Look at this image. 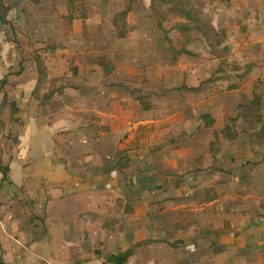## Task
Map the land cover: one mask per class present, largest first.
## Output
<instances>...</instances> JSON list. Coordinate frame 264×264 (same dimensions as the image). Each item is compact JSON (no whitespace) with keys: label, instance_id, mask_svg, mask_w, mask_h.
Listing matches in <instances>:
<instances>
[{"label":"rangeland","instance_id":"374dc122","mask_svg":"<svg viewBox=\"0 0 264 264\" xmlns=\"http://www.w3.org/2000/svg\"><path fill=\"white\" fill-rule=\"evenodd\" d=\"M183 1L197 19L192 39L176 28L184 20L163 0H0L3 166L21 152L14 143L20 127L9 121L14 105L40 131L56 122L57 143L65 137L86 143L68 164L74 171L86 168L74 185L107 195L108 218L98 221H163L168 213L170 221H194L183 238L197 234L170 247L171 264H264V143L258 132L264 129V4ZM255 91L263 95L260 118L251 103ZM63 119L69 130L57 133ZM229 127L236 134L228 139ZM24 131V145L31 146L26 152L41 153L32 144L35 128ZM122 150L129 151V165L115 169ZM21 164L31 172L49 166ZM13 186L9 181L0 201L12 193L18 200ZM24 196L9 207H33ZM126 202L132 210L125 213ZM2 205L8 204L0 203V221ZM93 214L86 220H95ZM91 243L75 245L70 235L51 259L106 264ZM166 249L158 245L154 253Z\"/></svg>","mask_w":264,"mask_h":264},{"label":"crops","instance_id":"0c3cea01","mask_svg":"<svg viewBox=\"0 0 264 264\" xmlns=\"http://www.w3.org/2000/svg\"><path fill=\"white\" fill-rule=\"evenodd\" d=\"M252 1L258 2L259 5H261L260 3L264 4V0ZM1 57L0 54V62L2 63ZM9 66H13V63ZM10 77H8V81ZM3 80L7 82L6 78ZM0 94L3 98L5 92L0 91ZM20 107L22 108L23 105H20ZM20 119L23 121V126L19 128L18 134L20 137L18 138L20 140L18 145H20L21 152L13 158L15 162L9 159L8 166L10 170L7 180H3L4 176L0 171V197L4 195V188L9 185L10 181L14 184L13 188L17 190L15 193L19 196L18 200L22 195H25L23 199L28 198L27 202L34 203L33 207H9L12 202L18 203V200L11 199L14 196L13 193L2 199L3 204H8L7 208L4 205L1 207L5 211L1 212L3 220L0 221V258L4 260V264H58L51 257L60 247L70 241V235L75 237V245L84 243L87 238L88 241L92 242L91 245L96 242L94 252L98 253L101 258L105 256L107 262L109 257L134 248L133 256L129 258L127 264H171L169 260L170 252L177 240L179 242L181 240L190 241L196 237L197 234L188 240L183 238L193 228L191 224L194 221H188V223L187 221H170L168 213L163 221H123L122 223L120 221H98L108 218L105 217L106 213L110 211V209H107V195L101 194L99 189L82 190L78 185H74L72 182L73 177L79 175L84 178L86 168L83 166L80 170L74 171L73 166L68 164V162L71 163V158L78 156L86 143L81 142V144L75 145L71 140L72 137H65L61 143L60 141L57 143L53 137L55 133H52L56 122H53L52 129L48 127V129L40 131L36 125L24 122L21 117ZM68 125L67 119H63L56 127L57 133L69 130ZM31 126L35 128L33 133L35 139L33 142L30 137V141L33 142V145H38L41 150L39 154L27 153L26 151L31 146H27L28 144L25 146L22 140L25 135L24 130ZM40 135H43V137ZM59 143V150H57ZM95 148L94 146L93 154L101 156L100 149L96 151ZM62 153L68 155L67 164L62 159L64 157ZM0 155H3L2 160L5 159L4 154H1V150ZM105 158H111V154H108ZM25 160L32 162L45 161L49 166H45L43 170L31 172L29 167L25 168L21 164ZM109 173L110 171L107 174ZM45 174H49V177L45 178ZM9 177L11 179L8 180ZM30 178L31 180L41 181V184H29ZM24 183L29 185L23 188L21 186ZM10 188L12 189V187ZM21 191L24 193H21ZM109 194H114V192L110 191ZM123 207L126 209L125 213L132 210L128 202ZM9 212H13V214L17 212L23 217H13L11 215L12 219L9 220L5 215ZM94 212H97L95 220L87 221L86 218L93 217ZM33 214L41 218V221H32ZM42 218H45V221ZM148 240L155 243L145 244L144 242ZM198 241H200V238ZM158 245L163 246V248L168 245L169 249H166L161 255H157L154 251ZM107 262L106 264H110Z\"/></svg>","mask_w":264,"mask_h":264},{"label":"trees","instance_id":"16d2710c","mask_svg":"<svg viewBox=\"0 0 264 264\" xmlns=\"http://www.w3.org/2000/svg\"><path fill=\"white\" fill-rule=\"evenodd\" d=\"M73 1L75 2V0H71V2L73 3ZM163 2L171 4L172 5V10L175 13V15H177L179 18H182L184 20L183 23H179L178 25H176V28L183 32V36L192 39L191 36V31L193 30V28H198L196 26V21L197 19L194 17V13L192 11V9L189 7L188 4H186L183 0H163ZM128 14L127 11L122 12L121 14H119L117 16V20H119V18L124 19L125 16ZM0 18L2 20L1 17V12H0ZM186 42H189L188 40H186ZM55 49H53L51 52H54ZM182 52H186V51H182ZM37 59V63L39 66V73L44 74V62L42 59V55H38L36 56ZM108 67V65L106 66V68ZM47 76V73H46ZM56 81V80H55ZM52 81V82H55ZM257 82L262 83L261 80H258ZM6 84V80H2L1 81V85L4 86ZM261 86V85H260ZM60 89V88H58ZM232 89H236V88H232ZM53 91L50 93L48 100H50L53 96ZM6 98V96H5ZM262 102H263V95L262 93H259L258 91L254 92V97L253 100L251 101V103L253 104L254 108H255V112H256V117H262L261 111H262ZM10 112H11V118L10 121L13 124L14 127H21L23 126V121L20 119L19 115V111L17 109L16 106L14 105H10ZM259 135L261 137V142L264 143V129L261 128L259 131ZM235 132L233 131V129H231L229 127V130H227V134L225 135V138H232L235 136ZM14 143H16L17 145L20 143L18 137H15ZM129 161H130V155H129V151H120V159L119 162L117 163L116 168L118 167L119 170H122L124 168H127L129 165ZM9 166H3V160H2V156L0 155V171L2 172L4 179L3 180H7L8 177V173H9ZM213 201L209 200L207 201V203H211ZM145 244H153L155 243L152 240H148L144 242ZM140 246V245H138ZM174 246H176V244H174ZM134 253V248H131L129 250L120 252L118 255L115 256H111L108 258V263L110 264H127L129 261V258L131 256H133ZM3 264V263H0Z\"/></svg>","mask_w":264,"mask_h":264}]
</instances>
